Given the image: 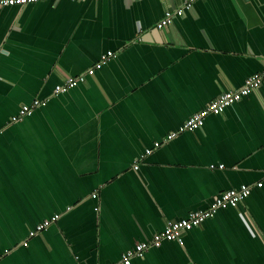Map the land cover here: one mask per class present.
<instances>
[{"label":"crops","instance_id":"1","mask_svg":"<svg viewBox=\"0 0 264 264\" xmlns=\"http://www.w3.org/2000/svg\"><path fill=\"white\" fill-rule=\"evenodd\" d=\"M183 2L0 7V264H116L168 221L264 181V82L166 141L264 73V0H197L157 29ZM34 100L44 105L13 123ZM182 236L131 264H264V185Z\"/></svg>","mask_w":264,"mask_h":264},{"label":"built area","instance_id":"2","mask_svg":"<svg viewBox=\"0 0 264 264\" xmlns=\"http://www.w3.org/2000/svg\"><path fill=\"white\" fill-rule=\"evenodd\" d=\"M40 1H55L59 2L62 0H0V7L7 6H26L30 4H35ZM72 2H81L86 0H69ZM197 0H184L183 4L174 10H168L164 13L163 18L157 23L156 28L162 29L169 24L175 18L182 17L185 12H188L193 7V4ZM114 54L108 52L103 55L100 59V64H105ZM94 74V69H90L85 74L78 75L74 78L66 79L62 84L55 86L54 94L58 95L65 93L77 85L84 83L86 77L92 76ZM264 82V73L259 75H254L249 77L246 81L245 86L237 91H229L223 93L218 99L212 101L204 108L202 111L193 114L189 119L178 129V132L170 133L166 141H170L177 136V133L184 131H193L203 126V121L208 115H219L223 113L228 107L234 103L241 100L242 97L249 95L253 90L258 88ZM44 105V102L39 100H34L31 104H25L20 107L19 113L14 116L11 120L13 123L21 121L25 117L30 116L34 110ZM160 143L156 142L151 148L145 149V155H150L153 151L160 147ZM222 168V166H219ZM134 169H138V164L134 166ZM264 181L256 183L254 186L251 185H241L237 189H232L229 191H224L217 197H215L209 207L204 211H195L188 215L185 220L180 221H168L165 225L164 230L161 233L154 234L149 242L138 243L132 250L125 251L122 254L121 260L116 264H131L133 258H143L145 252L151 248H159L163 242L172 241L177 242L179 245L183 244V234L189 232L193 228L202 224L205 220L213 217L216 212L220 209H227L229 207H236L238 204L242 203L251 193V190L255 188H262ZM59 215H55L51 220H45L38 224L34 230L29 232V238H32L39 233L45 231L52 222L56 221ZM26 245V243H23Z\"/></svg>","mask_w":264,"mask_h":264}]
</instances>
